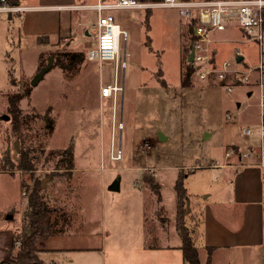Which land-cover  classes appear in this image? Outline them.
<instances>
[{
	"label": "rangeland",
	"instance_id": "obj_1",
	"mask_svg": "<svg viewBox=\"0 0 264 264\" xmlns=\"http://www.w3.org/2000/svg\"><path fill=\"white\" fill-rule=\"evenodd\" d=\"M106 12L111 13L120 28L126 31V39L120 45V56L125 53L126 58V67L120 74L124 90L115 111L116 118L123 122L120 140L123 155L119 161L109 158L111 102L110 99L100 100L98 96L100 84L113 82V62L84 58L79 65L67 68L55 61L57 58L66 61V57L59 56L62 52L84 54L92 46L95 35L90 21L95 18V11L82 9L76 12V17L86 21L89 35L77 29L76 37L50 39L45 45L26 38L20 41L13 34L4 48L11 58L8 63L12 65L13 75L8 82L9 88L0 92V168H6L5 158L14 166L6 165L13 168L11 171L0 169L1 251L4 247L8 251V230L16 228L14 231L21 233L28 225L29 190L35 182L40 185L39 194L50 211L59 210L64 194L78 196L83 193L81 201L89 216L105 220L106 230L101 237L105 239L106 248L114 245L113 249L122 250L126 243L121 242L125 236L118 226L121 218H111L109 207L107 213L111 196L116 198L129 189L138 191L134 183L139 182L135 184L153 192L157 188L160 203L171 216L177 203L175 183L180 180L188 200V209L185 201L180 207V226L198 244L197 228L204 208L233 193L229 179L234 170L211 165L216 161L222 163L224 152L231 145L246 149L259 143L255 135L245 137L240 133L242 128L249 127L257 132L259 127L254 84H236L227 91L225 84L214 79L201 80L193 71L189 83L182 85L183 71L189 61L191 30L177 8H116ZM214 33L231 38L215 43L217 50L213 55L216 61L235 59L238 49L244 56L241 67L259 62L257 42L242 41L246 37L237 26L229 25L224 31ZM49 52L57 53L52 56ZM42 53L46 62L52 56V65L32 85ZM26 86L30 87L29 92L18 103L23 118L19 131L14 132L7 110V94H20ZM47 110L52 119L51 130H47L48 122L43 118ZM159 132L164 135L163 140L159 139ZM15 140H18V150L14 148ZM70 143L73 145L72 162L76 167H98L91 172L97 180L99 174L104 175V196L99 195L100 189L94 180L89 181L91 186L86 185L82 190L78 183H68L71 172L66 167L70 158L60 151ZM23 152L30 159V169L17 166ZM234 160L230 157L227 163ZM113 166L123 168L113 169ZM127 166L132 168H125ZM101 167L106 168L101 170ZM116 178L119 179L118 190H109ZM43 180L45 187L41 185ZM116 204L119 205V201ZM72 205L71 210L77 212V205ZM9 214L13 218L6 219ZM52 215L51 212L49 216ZM161 219L163 222L170 220L166 216ZM112 221L116 224L113 231L108 228ZM174 225L177 231L176 220ZM200 256L202 262L207 258V252L202 248ZM247 258L245 264H261L260 254L256 256L251 252ZM5 259L12 257L8 253ZM95 264L110 262L107 258L103 262L97 260Z\"/></svg>",
	"mask_w": 264,
	"mask_h": 264
},
{
	"label": "crops",
	"instance_id": "obj_2",
	"mask_svg": "<svg viewBox=\"0 0 264 264\" xmlns=\"http://www.w3.org/2000/svg\"><path fill=\"white\" fill-rule=\"evenodd\" d=\"M95 2L96 0H18L25 7L21 15L0 11V92L9 88L8 82L13 75L12 65L8 63L11 58L4 51L13 34L20 41L26 38L37 40V43L38 36H47L46 40L39 42L45 45L50 39L76 37L77 29L89 35L85 27L86 21L76 17V12L85 9L81 6ZM213 36L217 39L215 43L231 39L215 33ZM215 43L214 52L217 50ZM234 159L231 164L220 168H232L235 172L229 179L233 185L232 195L229 194L227 199L216 201L211 206L207 205L201 214L202 220L197 228L199 243L193 238L195 246L197 244L199 264H245L251 252L256 256L261 255L259 172L256 167L233 166L239 162L237 158ZM72 164L73 168L69 169L71 180L68 183H78L82 190L86 185L91 186L89 181L94 180L100 189L99 195L104 196V175L99 174L97 180L91 173L92 169L96 171L98 167L78 168L74 162ZM112 168L122 169L123 166ZM135 183L138 191L129 189L116 196L118 200L111 196L110 206L109 203L107 206V213L109 207L111 218H121L118 226L125 235L121 242L126 243L122 250L113 249L114 245L106 248L105 239L101 237L106 230L105 220H95L93 216H89L81 201L83 193L80 192L78 196L74 193H70V196L64 194L59 210L49 212L53 213L49 216L53 232L39 247L42 264H95L97 260L103 262L107 258L110 264H187L183 259L181 239L174 225L176 209L174 215L171 213L170 216L162 207L158 192L139 187ZM117 201L119 205L116 204ZM72 203L78 207L77 212L72 209L74 214L70 208ZM103 211L105 213V207ZM164 216L170 219L169 223L162 221ZM115 225L112 221L108 228L113 231ZM15 229L7 231L9 243ZM128 236L132 238L129 239ZM201 248L207 252V258L203 262ZM3 249L0 250L3 253L0 257L2 259L9 253L6 252V247ZM106 251L109 252L108 255Z\"/></svg>",
	"mask_w": 264,
	"mask_h": 264
},
{
	"label": "built area",
	"instance_id": "obj_3",
	"mask_svg": "<svg viewBox=\"0 0 264 264\" xmlns=\"http://www.w3.org/2000/svg\"><path fill=\"white\" fill-rule=\"evenodd\" d=\"M95 11V18L90 21L94 33V42L85 53L89 61L113 62L114 77L111 84H100V100L110 99L113 110L112 129L110 135L109 158L112 161L122 159L123 150L120 144L123 122L116 118L115 111L120 94L124 90L120 74L126 67L125 53L120 56V45L126 39V31L121 29L115 17L106 11L116 8H151L174 7L179 15L191 25V40L188 45L192 51V61L189 62L197 78L201 80L214 79L217 83L227 86L231 91L236 84L250 83L257 88L256 107L259 114V127L253 132L249 127L242 128L243 136L255 135L259 143L249 145L246 149L231 145L224 152L223 163L215 162L212 167L222 168L230 157L239 161L233 166L256 167L259 172L261 185L260 198V234H261V264H264V58L262 55V39L264 38V0H96L95 3L81 6ZM25 7L19 3L0 0V11L21 13ZM229 25L237 26L245 39L258 44L260 58L255 65L240 66L243 53L236 50L235 59L216 61L213 55L214 43L217 39L214 32L225 30ZM87 30V29H86ZM88 31V30H87ZM240 40V39H239ZM237 55H242L240 62ZM105 170V167H101ZM25 195V193H23ZM26 196V195H25Z\"/></svg>",
	"mask_w": 264,
	"mask_h": 264
},
{
	"label": "trees",
	"instance_id": "obj_4",
	"mask_svg": "<svg viewBox=\"0 0 264 264\" xmlns=\"http://www.w3.org/2000/svg\"><path fill=\"white\" fill-rule=\"evenodd\" d=\"M12 3H18V0H8ZM189 25V29L191 30V25ZM38 42H42L47 39V36H38L37 37ZM52 56L55 55L57 52H49ZM64 54V55H63ZM262 55L264 58V48L262 50ZM59 56L66 57V61L56 59L58 64L63 63L64 67L71 68L75 67V65H79L82 60L85 58V53L82 52H62ZM46 64V59L44 60L43 54L40 55V64L38 69H40L42 66ZM194 68L193 66L188 62L185 65V69L183 71L182 75V85H186L189 83V79L191 77V73L193 72ZM158 76L160 75V70L158 71ZM160 79V77H159ZM161 80V79H160ZM162 81V80H161ZM30 87L26 86L23 88V91L19 94H7V110L9 112V117L12 124V129L14 132H18L20 129L21 121L23 118L22 110L18 106L19 101L22 97H24L26 94H28ZM44 119L47 120L48 124L46 126L47 130L52 129V119L49 116L48 110L45 112V115L43 116ZM72 151H73V145L70 143L66 148H64L60 153H66L68 154L69 163L67 165V169H72ZM4 166L6 168H0L5 170H12L13 168H7L6 165H13V163L8 159L5 158ZM30 159L26 154L22 153V158L18 161V168L19 169H30ZM66 169V170H67ZM155 188V186H154ZM156 192H157V188ZM40 185L35 182L31 189L29 190V209L27 210V227L25 228L24 232H17L14 231L11 239V243L8 247V251L10 256L12 257L11 260H7L3 258L0 260V264H42V260L39 257V245L42 244V242L52 234V226L49 220V212L50 209L45 203V201L42 200L41 195L39 194ZM175 190H176V212H175V220L177 224V231L181 239V250L183 259L187 262V264H199L198 259V252L197 248L195 246V243L189 233L185 231L184 228L180 226V207L181 204L186 200V193L185 189L182 187V182L180 180H177L175 183ZM182 224V223H181ZM183 226V225H182ZM16 249V251H15ZM211 248H209L208 251V260H209V253ZM15 251V252H14Z\"/></svg>",
	"mask_w": 264,
	"mask_h": 264
},
{
	"label": "water",
	"instance_id": "obj_5",
	"mask_svg": "<svg viewBox=\"0 0 264 264\" xmlns=\"http://www.w3.org/2000/svg\"><path fill=\"white\" fill-rule=\"evenodd\" d=\"M192 55H193L192 51H190V53H189V61L188 62L192 61ZM241 60H242V55H237L236 61L240 62ZM52 61H53V58L50 55L48 57V60H47L46 64L44 66H42L40 69H38L37 72L35 73V75L33 76L32 80H31V84L32 85H34L43 76V74L50 68V66L52 65ZM4 118L8 119V116H5ZM164 138H165L164 135H162V133L159 132V139L163 140ZM14 148H15V150H18V140H15ZM45 183H46V181L43 180L41 185L44 187ZM118 188H119V179L116 178V180H114L111 183V185L109 186V190L117 191ZM186 203H187V209H188V200H186ZM11 217L12 216L10 214L7 215V218H11Z\"/></svg>",
	"mask_w": 264,
	"mask_h": 264
},
{
	"label": "flooded vegetation",
	"instance_id": "obj_6",
	"mask_svg": "<svg viewBox=\"0 0 264 264\" xmlns=\"http://www.w3.org/2000/svg\"><path fill=\"white\" fill-rule=\"evenodd\" d=\"M190 43V42H189Z\"/></svg>",
	"mask_w": 264,
	"mask_h": 264
}]
</instances>
